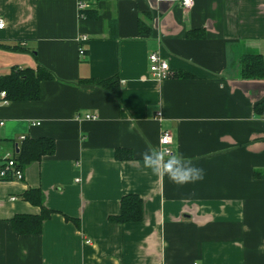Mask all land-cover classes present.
I'll return each mask as SVG.
<instances>
[{
	"label": "crops",
	"instance_id": "1",
	"mask_svg": "<svg viewBox=\"0 0 264 264\" xmlns=\"http://www.w3.org/2000/svg\"><path fill=\"white\" fill-rule=\"evenodd\" d=\"M77 1L0 0V75L41 65L54 76L37 100L0 104V154L21 136L54 141L22 180H0V264H264V77L241 75L242 58L264 64V0H82L86 18ZM16 43L26 50L5 47ZM152 52L168 77L150 75ZM110 77L117 94L80 83ZM163 131L203 180L143 167ZM31 188L51 213L18 234L11 218L41 211L22 197ZM128 194L141 219L112 221Z\"/></svg>",
	"mask_w": 264,
	"mask_h": 264
},
{
	"label": "trees",
	"instance_id": "2",
	"mask_svg": "<svg viewBox=\"0 0 264 264\" xmlns=\"http://www.w3.org/2000/svg\"><path fill=\"white\" fill-rule=\"evenodd\" d=\"M86 9L81 11L80 18L88 17ZM11 50H26L19 44L6 45ZM241 75L243 78L264 77V64L260 55H249L241 59ZM187 77L188 74H179ZM53 74L41 65L35 68L12 66L9 73L0 75V91L5 92V99L11 101H34L39 98V84L43 80L53 79ZM117 82L115 77L110 78H88L80 83L91 84L114 94H117ZM258 112L264 111V99L255 105ZM54 151V141L50 138L29 139L24 137L14 150L15 159L23 167L27 163L39 160L41 156L51 154ZM120 156V151H117ZM22 197L34 205H38L41 211L37 215L17 214L10 220L12 229L18 234H37L40 232L42 221L47 218L51 210L43 206L42 193L39 189H27ZM142 217V200L136 194H128L120 200V212L111 216L115 222L139 221Z\"/></svg>",
	"mask_w": 264,
	"mask_h": 264
},
{
	"label": "built area",
	"instance_id": "3",
	"mask_svg": "<svg viewBox=\"0 0 264 264\" xmlns=\"http://www.w3.org/2000/svg\"><path fill=\"white\" fill-rule=\"evenodd\" d=\"M193 3V0H180V4L184 8H189ZM87 4L85 1L78 0L77 1V13L80 18L81 11L86 8ZM4 26V20L0 16V28ZM87 40V36L84 34H80L77 37V43H83ZM78 52L80 55L84 53L83 47L79 45ZM148 70L152 77L157 79H164L170 75V69L168 63L159 55L158 52H152L148 55ZM8 101L5 99V92L0 91V104H7ZM84 118L94 119L95 115L85 114ZM3 120H0V127L3 126ZM24 139L23 136L19 137L21 141ZM159 144L161 146V150H168L172 152L170 147L171 138L170 134L167 131H163L159 136ZM15 149H18V146H15ZM23 179V170L19 165L18 161L15 159L14 151H5L0 154V180H22ZM10 199H14L11 197ZM86 243H90L89 240L85 241ZM197 264V263H193Z\"/></svg>",
	"mask_w": 264,
	"mask_h": 264
},
{
	"label": "clouds",
	"instance_id": "4",
	"mask_svg": "<svg viewBox=\"0 0 264 264\" xmlns=\"http://www.w3.org/2000/svg\"><path fill=\"white\" fill-rule=\"evenodd\" d=\"M141 155L145 169L154 175L166 176L174 184L183 185L204 179V169L178 151L149 148Z\"/></svg>",
	"mask_w": 264,
	"mask_h": 264
}]
</instances>
